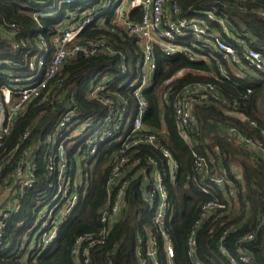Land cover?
<instances>
[{
	"label": "built area",
	"instance_id": "2783aa9c",
	"mask_svg": "<svg viewBox=\"0 0 264 264\" xmlns=\"http://www.w3.org/2000/svg\"><path fill=\"white\" fill-rule=\"evenodd\" d=\"M232 1L248 4L251 0ZM256 1L264 3V0ZM99 9L117 10L115 23L121 30V38L123 34L138 38L140 58L133 64L138 70L137 76L125 77L118 82V87H113V82L127 73L126 61L109 39L82 36L88 28L103 29V20L96 19L92 9L62 23L52 37L49 58H46L48 48L39 45L40 56L29 63V72L21 77L7 75L8 85L0 86V247L5 237L14 235L18 239L15 251L22 253L21 264L36 262L37 256L59 239L62 228L85 195L103 146L108 150L105 161L108 173L106 201L98 214L101 229L97 234L77 236L71 249L75 264H92L91 251L104 244L123 216L132 185L151 211V222L162 240L166 260L172 264L174 249L166 229L173 212L168 184L175 182L179 167L163 142L165 125L161 123L154 129L144 121L149 110L148 92L157 68L155 52L167 58L183 55L192 62L213 63L219 78L225 80L258 77L264 73V55L251 47L252 36L231 27L222 8H189L180 17L176 0H107L96 10ZM131 11L140 12L137 21L129 19ZM258 14L264 17V10ZM97 57H117L118 72H98L86 77L85 97L100 109L81 110L73 95L66 97L63 69L76 59ZM182 72L163 82L165 88L159 104L171 108L178 137L191 151L196 182L201 193L207 196L196 209L198 218L186 244L188 257L196 263L198 230L210 218L219 221L231 213L236 183L241 185L242 175L237 166L231 165V177H228L217 161L216 150L206 151L204 155L194 150L197 122L193 106L210 100L221 101L230 109L240 104L225 101L212 83L184 85L175 93L171 82L180 78ZM33 107L50 109L49 128L32 135V128L43 117L39 112L31 129H26L8 145L17 120ZM251 125L256 126L254 122ZM219 132L233 145L253 153L254 158L259 156L264 164V130L255 138L233 126L219 127ZM39 171L47 175L48 182L39 193L36 207L25 217H19L22 201L35 188ZM10 225L20 231L9 233ZM253 236L249 233L242 238L250 240ZM137 237L139 245L144 244L142 239L146 245V251L136 252L140 264H157L156 237L152 233ZM10 245H5V249ZM238 254L241 263H248L249 257L243 250L239 249ZM230 264L237 263L230 260Z\"/></svg>",
	"mask_w": 264,
	"mask_h": 264
},
{
	"label": "trees",
	"instance_id": "16d2710c",
	"mask_svg": "<svg viewBox=\"0 0 264 264\" xmlns=\"http://www.w3.org/2000/svg\"><path fill=\"white\" fill-rule=\"evenodd\" d=\"M107 0H0V86L8 85L7 75L21 77L29 72V63L40 56L39 45H45L50 57L52 37L65 20L82 11L93 9V16L104 22L103 29L96 28L84 31L83 37L88 39L107 38L114 49L121 52L125 58L127 73L125 77L133 79L138 75L134 68L135 59L140 58L137 50L138 38L119 35L121 30L115 23L117 10H96ZM179 7L178 16H185L189 10H213L216 4L222 7L231 27L239 32H247L252 36L251 47L264 55V17L259 10H264V3L251 0L248 4H233L232 0H176ZM57 12V13H55ZM139 11H131L129 19L137 21ZM117 57L81 58L66 64L63 74L66 77L63 90L66 97L75 98L81 110L91 107L100 109L85 97L86 77L98 72L117 73ZM157 68L153 76V84L148 92L149 110L145 123L151 128L165 125L163 142L178 163V173L174 183L168 184L169 201L173 212L166 223L170 243L174 249L172 264H244L238 260V250H243L249 257L245 264H264V164L259 156L233 145L226 137L221 136L219 127L233 126L244 135L255 138L260 130H264V73L258 77H231L230 80L219 78L213 63L189 61L183 55L171 58L155 52ZM225 67V66H224ZM227 68V67H225ZM183 71L180 78L171 82L175 93L184 85L192 83H212L219 90L225 101H238L240 107L230 109L221 101L210 100L206 104L196 103L193 106L197 131L195 133L194 150L201 155L206 151L218 152L216 158L219 165L225 169L228 177L230 166H237L242 175L241 185L236 183V199H232L231 213L214 221H205L196 236V263L189 258L186 251L188 236L198 218V206L207 199L201 193L197 176L192 170L191 151L178 137L170 107L160 106V95L164 90L163 82ZM117 83V84H116ZM245 88H244V87ZM249 91V92H248ZM64 109V107H62ZM50 109L31 108L20 117L12 131L8 145L14 143L26 129H31L39 112L43 117L32 128L33 136L49 128ZM48 116V117H47ZM254 122L255 127L251 125ZM52 123V122H51ZM210 125L216 127L209 131ZM96 163L92 168L88 188L78 207L73 210L69 221L61 230L59 239L37 256V261L31 264H75L71 249L77 236L87 233H99V210L106 201L105 169L106 146L100 149ZM156 152V151H155ZM158 153V152H157ZM153 155V154H152ZM158 156V155H153ZM47 175L40 171L35 188L22 201L19 217L25 215L38 202L41 190L46 186ZM187 184V186H186ZM129 205L123 216L115 224L103 245L91 251L92 264H140L136 252L146 251L145 239L141 246L137 242L138 235L152 233L157 246V264H169L166 260L162 240L151 222V211L140 198L136 186H130L128 192ZM15 225H10L9 233H18ZM226 232L227 234L223 235ZM253 233V238L243 240V236ZM0 247V264H21L22 253L15 251L18 239L5 237ZM9 249H5L8 245Z\"/></svg>",
	"mask_w": 264,
	"mask_h": 264
},
{
	"label": "water",
	"instance_id": "95a60500",
	"mask_svg": "<svg viewBox=\"0 0 264 264\" xmlns=\"http://www.w3.org/2000/svg\"><path fill=\"white\" fill-rule=\"evenodd\" d=\"M216 7L218 10L221 9V5L220 4H216ZM67 107H69V104L67 105ZM216 126L215 125H210L209 131H211L212 129H214Z\"/></svg>",
	"mask_w": 264,
	"mask_h": 264
},
{
	"label": "rangeland",
	"instance_id": "374dc122",
	"mask_svg": "<svg viewBox=\"0 0 264 264\" xmlns=\"http://www.w3.org/2000/svg\"><path fill=\"white\" fill-rule=\"evenodd\" d=\"M55 13H57V12H55ZM192 42L194 43V42H195V40H194V39H192Z\"/></svg>",
	"mask_w": 264,
	"mask_h": 264
}]
</instances>
